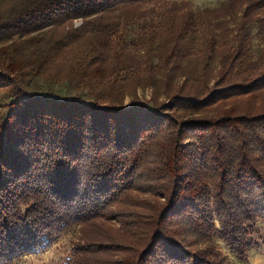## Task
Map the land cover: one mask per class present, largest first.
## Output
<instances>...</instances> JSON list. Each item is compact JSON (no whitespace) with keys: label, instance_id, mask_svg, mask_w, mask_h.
<instances>
[{"label":"trees","instance_id":"obj_1","mask_svg":"<svg viewBox=\"0 0 264 264\" xmlns=\"http://www.w3.org/2000/svg\"><path fill=\"white\" fill-rule=\"evenodd\" d=\"M145 1L0 0V264L97 219L116 224L92 228L79 264H226L216 234L237 260L249 254L251 226L264 221V112L208 108L264 88L251 43L254 29L264 35L254 15L264 0L169 12L128 41L137 13L121 10ZM202 31L210 40L198 53ZM217 50L209 91L122 104L141 78L170 92L185 59ZM56 81L94 96L48 94Z\"/></svg>","mask_w":264,"mask_h":264},{"label":"rangeland","instance_id":"obj_2","mask_svg":"<svg viewBox=\"0 0 264 264\" xmlns=\"http://www.w3.org/2000/svg\"><path fill=\"white\" fill-rule=\"evenodd\" d=\"M228 0H149L132 7L130 11L121 10V14L124 17L128 15H135V24L127 30V40H135L138 32L151 21L160 20L164 18L169 12L178 13L182 15L189 10H193L198 13L204 8H218L222 3ZM259 1V0H258ZM188 3L189 6H183L182 8H176V4ZM264 16V6L260 10L254 13V15ZM133 17V16H131ZM240 17V15L238 16ZM126 19L123 20V22ZM134 20V21H135ZM82 24V20H75L74 26ZM254 38L252 39L253 53L256 59L263 60L264 63V35H257V30H253ZM192 48L200 50L204 49L205 45L210 40V35L207 32H200L193 37ZM161 46H155L154 52L163 53L165 50L164 43ZM202 53V52H201ZM146 54V53H145ZM212 58H205L204 54H200V58L196 60L185 59L181 69L177 70L175 77L170 83V92H168L163 82V77H160L162 81H157L156 86H150L146 80L142 79L137 84H131L127 87L126 96L124 97L122 104L130 106L134 102L142 101L153 107V102L166 101L169 93L180 92L185 94L188 90L201 91L206 89L209 91L214 86L213 84L217 80L220 66V51L212 52ZM144 55V54H143ZM147 56V54H146ZM157 60V59H156ZM63 69H52V74H60ZM53 78V77H52ZM62 79V77H60ZM53 82V80H51ZM56 81L53 84V90H48V94L59 95L63 97H79L89 101L85 90H78L76 88H70ZM0 90V107L6 101L5 91ZM101 105H107L109 102H100ZM239 108V113H262L264 112V88L255 90L250 95H234L231 97L218 100V103L212 105L211 110H208L210 115H218L224 111V108ZM1 109V108H0ZM136 194V193H135ZM137 197V195H136ZM96 222V223H95ZM83 221H78L69 226L60 227L47 236L44 246L41 248L23 255L19 258H14L10 262L3 264H79L82 260L83 251L85 245V238L91 233L92 228H98L102 231L101 227H109L112 230V225L116 224V220H104L97 219L92 224H84ZM98 225V227H97ZM116 227V226H115ZM216 242V247L220 250L221 257L224 258L226 264H264V221L257 220L251 226V242L252 248L249 254L243 260H237L230 247L224 242L219 235H214L213 238Z\"/></svg>","mask_w":264,"mask_h":264}]
</instances>
